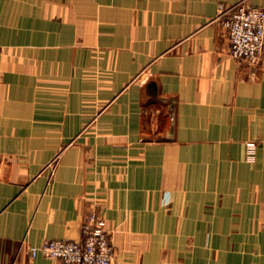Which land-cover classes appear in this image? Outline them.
I'll list each match as a JSON object with an SVG mask.
<instances>
[{"label": "crops", "instance_id": "1", "mask_svg": "<svg viewBox=\"0 0 264 264\" xmlns=\"http://www.w3.org/2000/svg\"><path fill=\"white\" fill-rule=\"evenodd\" d=\"M241 1L0 0V264H64L28 249L90 212L112 264H264V52L253 76L217 20Z\"/></svg>", "mask_w": 264, "mask_h": 264}, {"label": "built area", "instance_id": "2", "mask_svg": "<svg viewBox=\"0 0 264 264\" xmlns=\"http://www.w3.org/2000/svg\"><path fill=\"white\" fill-rule=\"evenodd\" d=\"M219 20L227 30L229 54L253 69L261 63L264 52V10L246 0L234 5H219ZM254 145L247 146L248 160L254 157ZM32 259L42 256L64 264H112L115 250L104 220L90 212L81 226L78 240H52L28 249Z\"/></svg>", "mask_w": 264, "mask_h": 264}, {"label": "rangeland", "instance_id": "3", "mask_svg": "<svg viewBox=\"0 0 264 264\" xmlns=\"http://www.w3.org/2000/svg\"><path fill=\"white\" fill-rule=\"evenodd\" d=\"M256 148H257V147L255 146V147H254V153L256 152Z\"/></svg>", "mask_w": 264, "mask_h": 264}]
</instances>
